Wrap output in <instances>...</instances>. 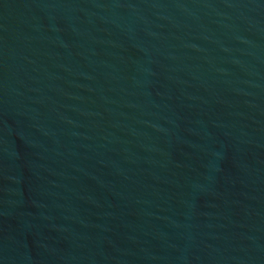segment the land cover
Listing matches in <instances>:
<instances>
[{
  "label": "water",
  "instance_id": "95a60500",
  "mask_svg": "<svg viewBox=\"0 0 264 264\" xmlns=\"http://www.w3.org/2000/svg\"><path fill=\"white\" fill-rule=\"evenodd\" d=\"M0 264H264V0H0Z\"/></svg>",
  "mask_w": 264,
  "mask_h": 264
}]
</instances>
